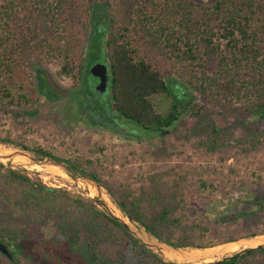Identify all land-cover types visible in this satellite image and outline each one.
Returning a JSON list of instances; mask_svg holds the SVG:
<instances>
[{
	"label": "trees",
	"instance_id": "1",
	"mask_svg": "<svg viewBox=\"0 0 264 264\" xmlns=\"http://www.w3.org/2000/svg\"><path fill=\"white\" fill-rule=\"evenodd\" d=\"M91 2L104 10L91 8ZM96 32L107 34L103 49L110 70V117L132 124L126 135L140 140L143 132H149L145 137L159 138L190 112L197 119L195 134L203 136L200 146L213 153L232 138V127L218 129L208 113L199 116L205 107L196 100L221 116H264V0H0V111L18 118L34 113L26 109L34 105L37 93L55 97L37 66L57 60L55 75L78 86L79 110L93 124L82 101L87 99L83 83ZM159 94L171 100L166 114L157 112L150 101ZM243 130L242 139L236 141L242 151L262 144L263 129L249 124ZM9 141L0 138V143ZM28 149L40 158L64 163L68 173L72 170L100 183L130 221L172 247L202 249L244 237L207 240L205 228L202 237L192 238L197 227L182 224L179 203H165L149 212L143 196L104 185L90 171L91 161L62 157L43 146ZM197 186L213 191L205 181ZM249 191L247 196L258 194ZM94 201L45 186L0 163V243L12 259L0 256L9 264H24L20 258L26 264H179L161 259ZM13 210L19 214L12 216ZM18 221L23 223L19 226ZM48 224L59 241L35 239V231ZM71 248L84 249L85 260L78 261ZM207 264H264V248Z\"/></svg>",
	"mask_w": 264,
	"mask_h": 264
},
{
	"label": "rangeland",
	"instance_id": "2",
	"mask_svg": "<svg viewBox=\"0 0 264 264\" xmlns=\"http://www.w3.org/2000/svg\"><path fill=\"white\" fill-rule=\"evenodd\" d=\"M199 1L207 3L210 0ZM89 6L103 8L93 2L89 3ZM104 13L102 11V15ZM90 25L91 23H88L86 29L88 34ZM106 38V32H96L93 36L92 49L87 57V60H92L88 63V78L83 83L87 89V99L82 101V109L95 123H89V119L79 110L80 98L76 92L78 86H75L71 79L58 78L55 75L60 62L54 60L48 65L38 63L40 74L56 96L47 99L37 93L34 105L26 109L34 113L18 118L13 117L11 113L0 111V138L10 140L0 143V155L15 153L11 157L0 158V163L5 168H13L33 180L40 181L45 186L63 189L72 196L95 199L96 189L65 171L62 166L52 162L38 165L16 152H29L32 157L40 159L28 148L43 146L53 149L54 154L62 157L77 156L91 161L90 171L94 172L104 185L114 188L116 192H130L135 197L143 196L144 201L148 200L144 206L149 212L157 210L165 203L176 206L179 203L182 224L197 227V231L195 229L192 232V238L197 239L203 235L206 228L208 233H205L204 237L207 240L222 241L227 237L244 235L235 238H244L241 240L242 246L239 247L241 249L263 243L255 244L254 239L257 237L264 241V235H260L264 231V137L258 148L247 152L242 151L243 146L236 141L242 139L245 125L252 124L253 127L264 130V116L257 113L236 117H228L223 113L221 116L213 107L196 100L198 106L205 107L199 116L208 113L218 129L226 130L225 127H232V138L228 141L224 138L222 147L213 153H206L200 146L203 136L195 134L197 119L191 117L190 112L180 117L172 126L173 129L159 138L145 137L151 135L149 132H143L140 140L135 136L126 135L127 128L132 124L128 121L121 123L110 117L113 109L110 111L107 100L110 70L108 57L106 61L104 52ZM86 41L87 39L84 47ZM98 68L102 71L96 78L94 69ZM31 74L34 79V73ZM89 99L92 101L90 109L87 106ZM150 101L161 114H166L171 105L170 98L164 94L152 96ZM183 102L184 100L181 102V108L184 107ZM95 110L102 112L97 116ZM108 122L115 125H109ZM119 128L121 132L124 130L125 134L119 133ZM134 128L138 129L136 126ZM199 181L211 184L213 191L209 193L208 187L198 188ZM249 190L258 194L247 196L246 193H251ZM101 193L105 200L116 206L103 186ZM94 203L98 209H102L96 201ZM18 214V210H13L12 216ZM18 222L19 226L23 223ZM35 233V239L38 237L37 239L50 242L60 239L49 224L39 227ZM253 233L255 235L251 237L249 234ZM200 250L181 248L182 255L166 252L165 260L200 264L231 254L204 257L203 254L209 251ZM71 252L77 254L78 261L85 260L84 249L71 248ZM19 261L26 264L21 258ZM0 264L9 263L0 256Z\"/></svg>",
	"mask_w": 264,
	"mask_h": 264
},
{
	"label": "water",
	"instance_id": "3",
	"mask_svg": "<svg viewBox=\"0 0 264 264\" xmlns=\"http://www.w3.org/2000/svg\"><path fill=\"white\" fill-rule=\"evenodd\" d=\"M100 68L96 69L95 73H94V77H98L101 74ZM17 154L21 155V156H25L26 158H28L32 163L38 164V165H45L48 162H52V163H56V165H60L62 167H65V164L60 162L57 163L55 160L51 159L50 157H43L40 159H36L34 157H32V154L29 152H25V151H17ZM15 155V153H4L2 155H0V158H8ZM70 173L73 174L76 178L81 179L82 181L90 184L91 186H93L96 189V197H95V201L96 203L111 217H113L119 224H121L123 227H125L127 229V231L137 240H139L142 244H144L147 248L153 250L154 252L158 253L160 258L165 260L166 256L165 253L166 252H175L178 254L182 255L181 252V248H175L172 247L168 244H166L164 241H160L158 240L156 237L151 236L148 232L145 231V229L139 225H137V223L130 221L129 218L127 216H125L118 207L111 205V203H109L107 200H105L103 198V195L101 193V186L94 180H92L91 178L82 175L78 172L72 171L70 170ZM114 206V207H113ZM116 211V213H115ZM244 239V238H243ZM243 239H237V240H243ZM237 240H233L230 242H234ZM228 242H224L222 244H225ZM220 245V244H219ZM216 246V245H215ZM214 247V246H212ZM211 248V247H209ZM260 248H264V243L259 244V245H255L253 247H244L243 249L236 251L234 253H231L230 255H225L223 257H221L220 259L214 260V261H219V260H224L226 258L229 257H234V256H239L245 253H248L251 250L254 249H260ZM196 249V248H195ZM198 249V248H197ZM205 249V248H202ZM0 254H2L4 257H6L7 259H12L10 252L7 250V248L2 245L0 243ZM184 255V254H183ZM171 261V260H169ZM172 262H176V261H172ZM213 261H209V262H203L200 264H207ZM179 264H183L184 262H176ZM190 264V263H189Z\"/></svg>",
	"mask_w": 264,
	"mask_h": 264
},
{
	"label": "bare ground",
	"instance_id": "4",
	"mask_svg": "<svg viewBox=\"0 0 264 264\" xmlns=\"http://www.w3.org/2000/svg\"><path fill=\"white\" fill-rule=\"evenodd\" d=\"M4 154V153H3ZM115 213H116V211H115ZM261 243V242H263L264 243V241L262 240H260V238H257V237H255V239H254V243L255 244H257V243ZM258 243V244H259ZM242 244H243V242L241 241V240H237V241H234V242H228V243H225V244H220V245H216V246H214V247H211V248H205V249H202V250H204V251H209L208 253H204L203 254V256L204 257H208V256H210V255H213V254H215V255H224V254H228V253H234V251H236L240 246H242ZM262 244V243H261ZM253 246H255V245H253ZM253 246H250V247H253ZM247 247H249V246H247ZM239 249H241V248H239ZM238 249V250H239ZM200 250V249H199ZM237 250V251H238ZM201 251V250H200ZM167 253H171V254H178V253H175V252H167ZM200 254V253H199ZM196 258V257H195ZM194 258V259H195ZM201 258H202V256H201ZM191 259V258H190ZM206 259V258H205ZM185 260V259H184ZM189 261V260H188Z\"/></svg>",
	"mask_w": 264,
	"mask_h": 264
},
{
	"label": "flooded vegetation",
	"instance_id": "5",
	"mask_svg": "<svg viewBox=\"0 0 264 264\" xmlns=\"http://www.w3.org/2000/svg\"><path fill=\"white\" fill-rule=\"evenodd\" d=\"M263 201V200H262ZM255 204H258V205H260L259 203H255Z\"/></svg>",
	"mask_w": 264,
	"mask_h": 264
}]
</instances>
